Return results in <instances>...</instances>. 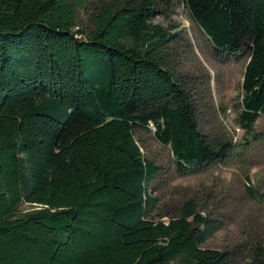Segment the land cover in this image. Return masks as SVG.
Returning <instances> with one entry per match:
<instances>
[{
    "label": "trees",
    "instance_id": "1",
    "mask_svg": "<svg viewBox=\"0 0 264 264\" xmlns=\"http://www.w3.org/2000/svg\"><path fill=\"white\" fill-rule=\"evenodd\" d=\"M158 1L0 0V264H227L200 247L218 226L192 199L148 219L157 168L134 128L151 124L179 173L228 149L206 143L167 67ZM182 2L215 54L247 53L237 121L249 129L264 116V0ZM244 264H264V249Z\"/></svg>",
    "mask_w": 264,
    "mask_h": 264
},
{
    "label": "rangeland",
    "instance_id": "2",
    "mask_svg": "<svg viewBox=\"0 0 264 264\" xmlns=\"http://www.w3.org/2000/svg\"><path fill=\"white\" fill-rule=\"evenodd\" d=\"M105 1L87 0L90 6ZM90 15L89 8L77 12L79 29L89 28ZM149 21L173 36L162 52L173 78L191 97L198 132L211 149H228L221 161L179 173L168 148L153 139L152 128H134L143 158L157 168L147 184L157 199L148 219L166 221L192 199L196 212L218 226L200 247L222 253L227 264H244L252 246L264 249V116L249 129L237 121L247 53L215 54L182 0L158 1Z\"/></svg>",
    "mask_w": 264,
    "mask_h": 264
},
{
    "label": "built area",
    "instance_id": "3",
    "mask_svg": "<svg viewBox=\"0 0 264 264\" xmlns=\"http://www.w3.org/2000/svg\"><path fill=\"white\" fill-rule=\"evenodd\" d=\"M148 127H149V128H153V127L151 126V124H148Z\"/></svg>",
    "mask_w": 264,
    "mask_h": 264
},
{
    "label": "bare ground",
    "instance_id": "4",
    "mask_svg": "<svg viewBox=\"0 0 264 264\" xmlns=\"http://www.w3.org/2000/svg\"><path fill=\"white\" fill-rule=\"evenodd\" d=\"M152 130H153V128H152Z\"/></svg>",
    "mask_w": 264,
    "mask_h": 264
}]
</instances>
